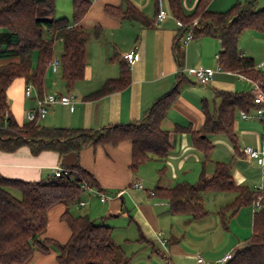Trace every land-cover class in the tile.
Here are the masks:
<instances>
[{
	"label": "trees",
	"instance_id": "16d2710c",
	"mask_svg": "<svg viewBox=\"0 0 264 264\" xmlns=\"http://www.w3.org/2000/svg\"><path fill=\"white\" fill-rule=\"evenodd\" d=\"M211 0H197L193 11L184 14L181 0H164L167 10L181 23L180 33L187 31L192 38L212 36L219 40L217 63L222 70L237 73L255 82H264V73L257 70L254 60L242 56L238 42L246 30L264 32V7L257 8L256 0H238L225 11H210ZM56 0H0V59H16L0 65V150L13 151L27 145L33 154L53 150L59 155L79 152L87 146L117 145L122 141L131 144L129 169L136 172L149 160L163 161L170 151V134L162 128L178 93V81L154 100L151 107L136 122L115 123L98 129L50 127L34 121L19 125L9 110L6 89L16 78L31 82L37 96L45 92L46 72L54 57L55 43H61L60 76L65 88L70 90L84 76L86 44L100 35V28L87 29L81 21L88 12L91 0H71L72 16L55 17ZM157 10V0H154ZM105 11L120 20L137 21L149 26V19L130 2L105 5ZM196 19L199 27L191 26ZM176 59L181 64L183 50L176 44ZM119 75L107 79L97 90L82 97L96 100L105 94L121 90L130 82L128 65L119 63ZM264 92V87L260 86ZM221 102L215 113L204 110L199 130L175 125L174 130L190 134L194 148L207 157L213 145L209 135H222L237 152L234 129L236 114L255 108L250 92H218ZM203 135V136H202ZM164 166V165H163ZM232 163L215 162L213 172L203 171L197 182L178 181L171 186L155 185L150 196L165 202L172 215H187L202 219L209 212L205 209V195L223 194L229 199L219 204L217 216L223 229H228L227 219L243 207L251 205L261 195L259 209L252 213L251 234L244 245L223 264H264V190L256 191L246 185L236 184L231 175ZM164 168V167H162ZM65 173L38 181H23L0 175V264H27L35 250L46 253L48 247L56 251L57 264H127L121 259L118 246L112 241V227L103 219L95 220L86 214H73L70 206L81 200L88 188H98V182L79 164L63 168ZM161 170V169H160ZM131 185V184H130ZM64 203L60 218L70 228L64 243L41 238L46 230L50 207ZM138 239L160 253L137 228ZM163 255V254H162Z\"/></svg>",
	"mask_w": 264,
	"mask_h": 264
},
{
	"label": "crops",
	"instance_id": "0c3cea01",
	"mask_svg": "<svg viewBox=\"0 0 264 264\" xmlns=\"http://www.w3.org/2000/svg\"><path fill=\"white\" fill-rule=\"evenodd\" d=\"M125 1L138 8L149 19L151 25L145 26L137 21L120 20L105 11V5L118 6L124 0H91L90 8L81 21V25L87 29L99 27L101 32L98 37H92L86 44L84 76L72 89L68 90L61 76L58 80L57 73L52 72L49 67L45 78V92L72 94L73 98L70 103H56L48 107L46 116L39 120L38 124L50 127L98 129L109 124L136 122L151 107L154 100L170 91L179 79L178 93L161 123L162 128L170 134V151L163 161L154 158L152 160L157 161L159 165L164 163V166L162 165L164 168L159 170L162 175L166 173L168 166L172 171L173 180H176V172L180 170V173L186 174L188 182L199 178L202 171L206 176H210L215 162L220 161L211 160L210 168L206 167V162L209 160L202 152L194 148L190 134L176 131L174 127L175 125L189 126L193 130H199L203 122L204 110L208 113L216 112L221 102L218 92L251 93L253 84L243 76L219 67L217 59L221 47L218 39L212 36H201L186 41L185 37L189 32L180 33V22L169 10L168 15L159 24H155L157 10L154 0ZM233 1L211 0L208 10H223L222 7L229 6ZM196 2L197 0H181L184 14H190ZM255 6L262 8L257 0ZM241 37L242 44L238 42L239 53L242 56L251 57L257 70L264 69V32L246 30ZM176 44L183 50L180 65L176 59ZM131 50L137 53V58L128 64L124 55ZM15 60L0 59V65ZM120 62L128 65L129 84L121 90L109 92L96 100H83L84 95L97 90L107 79L118 77ZM260 63H263V66L258 67ZM196 67L214 70L209 82L205 84L196 82L193 75L188 72L189 69ZM26 83L28 82L24 78H16L6 89L9 110L19 125L27 122L26 111L33 107L34 98L37 95L35 90L29 97L24 94ZM240 119L241 122H234L237 152L231 147L233 155L230 171L236 184L252 188L248 181L250 175L246 170L247 166L243 164L254 163L256 170L260 172L261 169L254 159L245 157L242 148L250 144L261 150L264 157V121L255 117L242 119L240 116ZM254 120H259L262 128L256 129ZM208 140L213 145L212 149L216 143H229L222 135H209ZM229 145L227 144L230 148L231 145ZM130 152L129 141H122L117 145L87 146L79 152L72 151L63 155L53 150H42L33 154L27 145H21L13 151L0 150V175L23 181H38L51 177L56 166L65 168L79 164L93 174L98 182V188L93 192L85 191L82 194L81 201L84 202L82 206L76 203L71 205L74 207L73 210L70 208L73 214H86L95 220L103 219L112 227V232L118 219H127V225L133 224L139 228L142 235L152 241L154 247L155 242L162 244L168 255L167 264H202L198 261L201 256L189 251L182 244L184 232L181 233L173 227L172 217L175 219L183 217L187 224L204 218L193 219L187 215H172L167 211L165 202L150 196L153 188L146 190L144 187L141 189L130 187L132 182L138 181V174L129 169ZM198 164L201 165V170L195 173V166ZM162 175L154 179L156 181L153 187L160 185ZM101 193L107 195L103 202L99 199ZM220 198L223 201L221 203L229 199L225 195ZM84 206H87L84 213H75ZM65 208L64 203H57L49 208L46 230L41 238L54 239L60 243L68 240L70 228L66 221L60 218ZM241 210L242 207L235 215ZM173 233L176 237H173ZM243 245L244 241L242 242L236 236L235 241L227 245L220 258L227 252L234 253ZM55 256L56 251L52 247H48L46 253L35 250L27 264H57Z\"/></svg>",
	"mask_w": 264,
	"mask_h": 264
},
{
	"label": "rangeland",
	"instance_id": "374dc122",
	"mask_svg": "<svg viewBox=\"0 0 264 264\" xmlns=\"http://www.w3.org/2000/svg\"><path fill=\"white\" fill-rule=\"evenodd\" d=\"M237 1L238 0H234L233 2H231V4H229V6L222 7L223 10L220 11H225L228 7H230L234 2L236 3ZM239 1L242 4L245 0ZM257 1L260 7H264V0ZM71 16V0H56L55 17H66L67 19H71ZM239 43L240 45L242 44V37L239 39ZM60 53L61 44L59 42H56L54 57H60ZM56 73L57 79L60 80L59 69ZM253 112V109L249 111L250 114H252ZM239 115L240 111L237 113V116L235 118L236 122L242 121ZM254 121L256 122V129L258 128L259 130L260 128H262V124L259 120ZM227 144L229 145V143ZM227 144L224 142L215 144L216 146L214 147V149H212V151L209 152L206 157L209 160L207 162L205 161L206 167L210 168L211 160L232 163V148L229 145L231 148L230 149ZM248 146L252 145L249 144ZM162 165H164V163L159 165L157 161L149 160L139 166L136 174H138V182L142 184L144 189L149 190L153 188V185L156 181L154 179H157L158 176L162 175L159 171L162 168ZM174 166L176 167V165ZM243 166H247L246 170L250 175L248 181L252 185V189H254L255 186H261V188L263 189L264 174H262L261 170L260 172L258 171V169L256 170L254 163L252 165H248L245 163L243 164ZM200 170L201 165H196L195 173L199 172ZM180 171L176 172L177 178L176 180H173L171 177L172 171L169 170V167L167 166V171L164 175H162L159 184H172L178 181L187 180L186 174L180 173ZM143 175H145V177ZM197 181L198 178H194L190 183H194ZM220 196L223 197V194L213 195L211 193H208L205 195L204 206L209 214L204 217L203 220H198L196 222L192 221L191 224H187L184 221L185 218L183 219V217H176V219L175 217H172L174 223L173 227L180 230L181 233L184 232V241L182 244H184L185 248L187 247L189 251H193L196 254L200 255L204 264H223L218 263L217 261L222 255L223 251L226 249L227 245L230 242L235 241L236 236L243 242L251 234V217L253 211L252 204L243 206L242 210L237 215L227 219L226 225L228 226V229H223L220 225V219L216 214V210L219 204L223 202ZM98 204L100 205L99 202ZM70 208L71 210H73L74 207L70 206ZM86 209L87 206L81 207V209L75 211V213H84ZM108 222L110 223L111 221L109 220ZM127 222V219H118L115 222L116 227L113 230L111 236L113 243L118 246V251L120 253L121 259H128L129 262L127 264H167L168 255L162 244L160 242H155V248H157L160 253L152 251L151 246L138 239L139 234L135 225L131 224L128 226ZM173 237H176V235L174 236V233Z\"/></svg>",
	"mask_w": 264,
	"mask_h": 264
},
{
	"label": "built area",
	"instance_id": "2783aa9c",
	"mask_svg": "<svg viewBox=\"0 0 264 264\" xmlns=\"http://www.w3.org/2000/svg\"><path fill=\"white\" fill-rule=\"evenodd\" d=\"M167 15H168V10L166 8L164 0H157V12H156L155 19H154L155 24H159ZM179 25L181 26V23H179ZM191 26L199 27L200 25L197 22V20H193L191 22ZM191 38H192L191 33H188L187 36L185 37V40L187 41ZM136 58H137V53L134 50H131L124 55V59L126 60L128 64H130L131 61H133ZM60 63H61L60 57H53L49 64L51 71L57 72L58 69L60 68ZM261 66H263V63H260L258 67H261ZM260 71L264 73V69H260ZM188 72L192 74L196 82L200 84H205L209 82L214 74V70L210 68H202V67L191 68L188 70ZM251 82L253 84L251 94L253 96V103L255 105V108L253 109L254 112L253 114H250L249 112L240 111V116L242 117V119H248L250 117H255V118H258L264 121V92L260 88V86L264 87V82H255V81H251ZM34 90L35 88L33 84L31 82H28L26 83L24 87V94L27 97H29L32 95ZM72 98H73L72 94H60L58 92H52V93L46 92L41 97L36 95L34 98L33 107L29 108L26 111V115H25L26 120L28 122L34 121L35 123H37L39 120L43 119L46 116L48 107L56 103H60V104L70 103ZM263 135H264V127H263ZM242 152L246 158L254 159L256 163L259 165L262 174H264L263 152L253 146H244L242 148ZM64 173H65V170L63 168L56 166L53 169L52 176L58 177ZM130 187L141 189L143 186L140 182L135 181L131 183ZM81 189L84 192L85 191L86 192L95 191L94 188H88L85 184H81ZM254 190L260 191L262 190V188L261 186H255ZM106 198H107L106 194L101 193L99 196V199L102 202L105 201ZM76 204L78 206H82L84 202L80 200ZM260 204H261V195H258L255 201L252 203L253 211L259 209ZM232 256H233V253L227 252L217 262L224 263L228 261L229 259H231ZM198 261L204 264L202 262L201 257L198 258Z\"/></svg>",
	"mask_w": 264,
	"mask_h": 264
},
{
	"label": "water",
	"instance_id": "95a60500",
	"mask_svg": "<svg viewBox=\"0 0 264 264\" xmlns=\"http://www.w3.org/2000/svg\"><path fill=\"white\" fill-rule=\"evenodd\" d=\"M203 136V135H202Z\"/></svg>",
	"mask_w": 264,
	"mask_h": 264
}]
</instances>
